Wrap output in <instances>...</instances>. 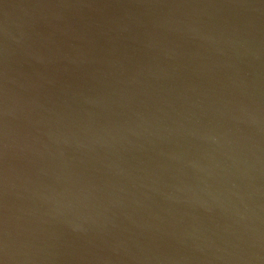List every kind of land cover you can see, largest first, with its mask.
<instances>
[{
    "label": "water",
    "instance_id": "95a60500",
    "mask_svg": "<svg viewBox=\"0 0 264 264\" xmlns=\"http://www.w3.org/2000/svg\"><path fill=\"white\" fill-rule=\"evenodd\" d=\"M0 264H264V0H0Z\"/></svg>",
    "mask_w": 264,
    "mask_h": 264
},
{
    "label": "clouds",
    "instance_id": "9594fccd",
    "mask_svg": "<svg viewBox=\"0 0 264 264\" xmlns=\"http://www.w3.org/2000/svg\"><path fill=\"white\" fill-rule=\"evenodd\" d=\"M6 248H7V242L5 241V245H4Z\"/></svg>",
    "mask_w": 264,
    "mask_h": 264
}]
</instances>
